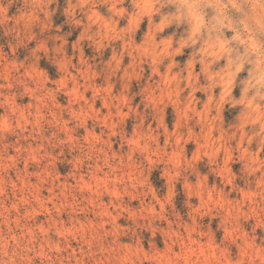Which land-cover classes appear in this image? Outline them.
<instances>
[{
    "label": "rangeland",
    "instance_id": "374dc122",
    "mask_svg": "<svg viewBox=\"0 0 264 264\" xmlns=\"http://www.w3.org/2000/svg\"><path fill=\"white\" fill-rule=\"evenodd\" d=\"M158 3L0 0V264H264V101Z\"/></svg>",
    "mask_w": 264,
    "mask_h": 264
},
{
    "label": "clouds",
    "instance_id": "9594fccd",
    "mask_svg": "<svg viewBox=\"0 0 264 264\" xmlns=\"http://www.w3.org/2000/svg\"><path fill=\"white\" fill-rule=\"evenodd\" d=\"M156 7L166 25L182 29L176 41L177 51L193 50L192 60L202 66L201 73L208 81L202 91L211 94L225 81L235 84L248 66L247 76L240 80L242 89L252 102L264 101V44L254 38L253 29L245 20L233 19L231 10L243 11L236 0H160ZM260 7L264 9V5ZM226 31L233 35L228 37ZM152 51L156 53L155 46ZM156 55L162 59L171 53L165 50ZM222 59L225 66L212 71Z\"/></svg>",
    "mask_w": 264,
    "mask_h": 264
}]
</instances>
